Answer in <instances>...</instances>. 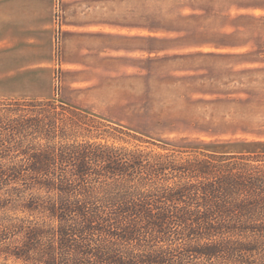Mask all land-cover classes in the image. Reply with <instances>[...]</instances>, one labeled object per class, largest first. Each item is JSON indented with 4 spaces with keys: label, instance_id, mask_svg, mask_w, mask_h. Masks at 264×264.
<instances>
[{
    "label": "trees",
    "instance_id": "1",
    "mask_svg": "<svg viewBox=\"0 0 264 264\" xmlns=\"http://www.w3.org/2000/svg\"><path fill=\"white\" fill-rule=\"evenodd\" d=\"M0 253L12 264H264V144L176 146L61 101L0 98Z\"/></svg>",
    "mask_w": 264,
    "mask_h": 264
},
{
    "label": "rangeland",
    "instance_id": "2",
    "mask_svg": "<svg viewBox=\"0 0 264 264\" xmlns=\"http://www.w3.org/2000/svg\"><path fill=\"white\" fill-rule=\"evenodd\" d=\"M150 2L142 0L148 9L142 20L150 17L168 27L162 32L185 40L190 50L183 68L190 72L180 83L176 77L162 78L170 69L158 67L147 111L133 114L137 110L132 109L127 118L120 111H106L111 117L101 118L176 146L246 152L264 144V0ZM197 43L201 52L192 50ZM171 65L177 68L175 62ZM3 67L2 73L8 72V55H0ZM59 78L46 72L24 78L9 91L43 94L74 106L59 98ZM2 83L0 98L7 99L8 81ZM5 256L0 253V264H12Z\"/></svg>",
    "mask_w": 264,
    "mask_h": 264
},
{
    "label": "crops",
    "instance_id": "3",
    "mask_svg": "<svg viewBox=\"0 0 264 264\" xmlns=\"http://www.w3.org/2000/svg\"><path fill=\"white\" fill-rule=\"evenodd\" d=\"M146 10L142 0H0V55H8L0 82L8 81V99H52L9 91L48 72L60 77V99L93 115L147 111L158 67L170 69L162 78L181 83L190 72L183 68L190 49L179 35L162 32L168 27L143 21ZM200 46L192 50L201 52Z\"/></svg>",
    "mask_w": 264,
    "mask_h": 264
}]
</instances>
